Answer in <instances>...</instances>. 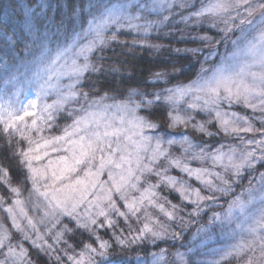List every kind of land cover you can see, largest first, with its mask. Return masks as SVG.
Here are the masks:
<instances>
[{
	"label": "rangeland",
	"instance_id": "1",
	"mask_svg": "<svg viewBox=\"0 0 264 264\" xmlns=\"http://www.w3.org/2000/svg\"><path fill=\"white\" fill-rule=\"evenodd\" d=\"M178 1L180 0H172L173 4H176ZM46 2L44 0H37V3L32 6L27 4L25 0H14V6H16L14 10L18 16L16 19L18 24L23 27L22 31L25 32L27 37L26 40L22 37V39L18 41V46L16 47L17 52L13 51L11 48L9 54H2L3 58L0 63V119L2 120L7 119L8 112L22 109L25 105H28L29 101L36 100L38 89L41 88V85L44 86L45 81L46 83L52 81L60 83L64 79L66 80L62 82V86L58 90L45 89L48 94L43 95L41 98L47 99L48 102L45 103L43 101L40 105H37V108L29 109V111L35 112L37 116L44 115L40 112V107L42 105L53 104L59 92L70 90L69 86L73 83L76 84L78 93H87L85 91L80 92V86L82 85L85 74L95 71L93 70L95 50L105 47L106 44L113 39L112 37L116 34L119 35L117 31L127 30L133 36V40H131L132 46L143 47L145 44L141 40L147 39L152 32L158 31L162 28L164 23L166 24V21L160 24L152 23L153 21H160L164 16H168V20L170 17V20L174 19L173 8L171 10L165 8L163 11L159 9L148 11L137 7L140 4H152L153 0H95L91 2V7L90 5L87 6L88 12L86 15L88 17L84 25H82V17L80 16L77 19L76 32L74 34L72 33L69 36L63 35V41L60 40L61 37L54 40L56 37L53 39L48 32L44 34L43 28L36 24L37 21L35 22V19L38 18L39 15L43 23ZM216 2L217 0H198L197 3H199V5L196 7L194 6L192 11L186 16L201 18L211 15V13L205 12L201 16H195L193 13L207 9ZM229 2L234 3V0H229ZM235 9L236 12L233 13V15H231V9L228 11L229 16L233 17L231 20L229 19L230 17L228 18L229 20H226L225 41H223L221 46H215L209 53H206L201 60V76L194 78L191 82L179 84L178 86H165L164 89L157 92L160 96L159 100H163L164 104L167 106L163 124L160 126L148 118L139 117L146 122H151L156 125L153 129L144 128L142 132L144 137L152 138L150 144H148V150L146 152H141V155L145 157L144 163L149 164L152 171L144 172L143 174L137 171L136 175L141 176V179L136 182L137 186L135 188L129 187L127 191L122 194L115 193L117 197H115V200H112L115 201L116 208L119 209V212L124 213V215H118L116 211L108 208V201L106 198L101 200L104 204V209H101L99 206L95 207V205L92 204V206L88 208L89 213L84 215L85 210H87L85 202L94 199L101 203L98 196L101 193L108 194V189L110 188L109 184H106L105 187L99 191H97V186L93 188L90 185L87 187L86 192H83V189H81L80 192L76 191L73 194L74 198L70 202L61 203L63 204V210H61V206H57V201L63 200L54 199L55 202L52 206L59 209L56 212H59L57 215L60 216L61 219H66L69 226L76 227L79 230L84 227H79L78 223L83 224L86 221L85 223L88 224L87 230L91 233V236L88 235V239L83 241L82 245L76 243L69 245L67 236L71 231V229L69 230V226H63L61 228V226L57 224V230L51 231L50 233L49 231L51 229L48 228L49 231L47 233L49 234L50 241L48 244H45L43 250L47 255L50 254L49 256L53 258L55 264H111V261L93 255L89 249L94 248L100 251V243L107 242L110 245L108 255L113 257V249L115 247L119 246L120 250H125V247L130 248L133 246L132 244H135L132 243L133 238H144L145 234L148 233L145 232L144 235H141L145 225L152 228V224L155 220H158L156 224L159 226L160 233H157L152 239L156 237L159 239L162 237V234L165 233L169 234L170 231L167 228H165V230L163 228L164 224L168 222L167 220L169 219L170 223L177 224L175 230L176 235H174V237L169 235V243L161 242V250L152 251L142 259L136 256L133 264H245V261H247L249 257H252L254 260L259 259L260 252L259 248H257L255 253L245 250L237 254L234 251L233 255L221 262L223 260L222 256L226 252L233 251L238 245L254 239L255 243L253 247H256L260 243L259 239L256 238L264 236V228H260L256 224V221L260 217L261 210L264 209V200H262L264 191H261L262 184H264V181L261 179V174L264 173V160H258L254 167L242 170V175L246 176L245 182L242 179L244 184L224 192L215 191L214 188L224 189L221 185L226 186L223 181L220 182L219 179L228 176L227 174L229 171L226 172L222 167V163L226 164L227 159L223 162L219 160L214 162L212 156L217 153H228L230 149L226 148V145L230 144L229 139L232 137L241 139L245 142L264 139V111H261L259 106L255 109L247 107L243 101L238 104L242 106L244 111H249L248 113L251 114L240 115L235 113L231 110V107L230 109L228 107V105L232 103L226 100L219 101L218 108L216 105L209 104L207 107L204 105V101L209 95V87L214 86L217 80H224L225 78L232 77V74L238 70L241 63L250 62L252 59L251 55L245 53L246 40L242 33V29L247 28V25H241L240 23L241 20L248 18L247 13L242 7ZM17 11H20V13L18 14ZM11 12V14H13V11ZM109 13H111V15H109ZM136 16H140V19H132V17ZM94 17L95 20H93ZM104 17H108V19L105 20ZM255 19L259 20V17L256 16ZM29 21H31L33 25L31 32L28 29ZM94 26H99L100 31H102L105 38L103 44L98 42L93 43L95 40V32L92 31ZM106 35L111 36L108 37ZM254 35L255 33H251L248 39H251ZM2 41L6 43L5 39ZM2 41L0 40V48H2L5 53V46ZM90 46L92 47L91 51L88 50ZM64 48H69V51L66 53V57L59 62L60 65L75 58L78 65L82 66L87 63L89 68L83 71V74L78 79H69L67 76L61 75V69L56 67L53 73L54 78L49 80V73L45 71V57L50 53L54 55L57 50L62 51ZM159 75L160 76L156 75L153 79L155 84L165 82L162 74L159 73ZM169 89L176 93L171 101L166 99V97L170 95L167 91ZM181 92L184 94L180 95ZM221 92H223V89H221ZM87 96L88 99L84 100L83 97L78 94L75 99L69 100V102L64 105V111L54 112L52 120L45 123L39 120L37 121L42 131H25V135L30 136L33 140H37L42 144L44 140H50L48 135L51 133V130L55 128L57 124L56 120L59 115L65 113L66 116H71L74 120L83 117L85 111H99L109 119L123 116L125 120L123 127L128 129L129 135L140 131V129L129 125L127 121L132 119V116H129L130 114L136 116L138 110L144 109L138 104H149V100L147 98L144 100L142 94L137 92L131 95L130 98H126L127 101L132 104V108L124 106L121 107V110H117L116 107L120 105L119 102L117 103L109 97H95L88 93ZM77 102L80 104V108H73L72 105ZM251 102L257 103L255 100ZM189 104L194 105V107L190 108ZM233 104L236 105L237 103ZM217 110L220 111L224 118L231 119L233 118V114L236 118L243 117L256 131L226 133L219 121L215 118ZM70 112L71 115H69ZM169 113H171L172 116H181L187 120V123H177L175 127L170 128L169 124L172 121L169 118ZM196 115H201L202 120L195 119ZM188 117H191V119H188ZM32 119L33 117H25V123L29 127H31ZM201 124L205 126L204 132L198 131L196 127ZM0 126L3 129L5 127L4 123H0ZM240 126L246 127L243 121H240ZM9 131L11 135L6 133L9 137L11 136L12 139L16 138L22 140L19 133L11 129ZM64 131L65 128H61L62 136L64 135ZM192 134H199L205 137L215 134L217 137L222 135L230 138L222 139L221 144L218 146L206 148L196 145ZM133 138H135V140L140 139L139 136H134ZM157 138H162L161 149L167 153V156H161L156 159L155 163H150L147 157L153 155V149L155 148ZM74 139H76L75 136ZM169 139L175 141V143H166ZM22 141H24L25 145H23L21 149H27L29 147L27 141ZM65 144L68 145V143ZM32 147H35V145H32ZM68 148L69 145L66 148V145L62 142H57L56 144L40 149V155L43 158L39 161L34 160L32 166L43 173L45 177L36 185V182L31 181L32 179L30 177L32 174L27 168L22 166L27 176V189H31L32 186L30 184L34 182V189L38 190L39 188L40 191L43 192H49L51 190L54 192L57 191L59 186L53 181V173L57 171L59 164L63 163L61 161L63 157L61 154L65 153ZM232 149L237 150V155H239L238 150L240 149H256L257 156L260 155V149L257 148L256 143H248L242 146V148L239 147L238 149L234 147ZM18 151H20V148ZM45 151L47 152L46 156L43 155ZM194 156L197 158L194 159ZM98 160L99 154L97 161L94 163H98ZM170 160H179L180 166L170 164ZM162 162L165 164L162 165ZM159 163H161V167ZM50 164L51 166L48 168ZM78 167L81 170L78 174H74V176H78V178L82 179L84 177V171L82 170L84 166ZM124 167L127 168L128 165H124ZM132 167L135 169V163L132 164ZM185 169L191 170L192 174L189 175V172ZM90 170L93 172L96 171L95 167H92ZM103 172H105V170L96 178V184L97 181L101 179ZM217 173L220 178L214 175ZM107 174L108 172L106 175ZM56 175L58 174L56 173ZM0 186H2V190H0V206L2 205L3 207V205H6L4 201L7 199L11 200L14 205H16L14 203L15 201L21 200L20 194L22 193L23 186L20 185L16 187L19 188V192L13 193L10 190L13 187L10 186L8 176L6 181L0 179ZM165 186L175 192V199L165 200L162 198L161 189ZM145 189H148V191H145ZM40 191L39 193H41ZM197 192L199 196H197ZM122 195L126 197V199L122 198ZM30 199L31 197L28 199V204L31 202ZM133 200L138 201L135 205L136 208L141 209L143 213L148 212L144 217L137 215V212H135L138 217V219L135 220V226H140L138 232L132 233L130 230L126 229L127 231L121 233L112 230L120 217H124L125 220H127L129 217L135 215L125 207L126 202L131 203ZM21 204L23 203H19V205ZM65 204H67V206H65ZM73 204H75V208H73ZM27 210L30 213H34L31 212L30 209ZM101 210H104L107 215H99ZM195 210H200V213L195 220H191L190 217L195 216ZM68 211L71 212V215L66 214ZM80 211L83 214L82 216H80ZM177 213L180 214V217ZM83 216L85 220H80V218L83 219ZM91 220H95L96 223L91 224ZM10 227V231L16 232L20 238L24 240L29 238L27 233L21 234L20 231L15 230V227L14 229L12 228L13 226ZM97 228H108V230H111L109 231L111 234L99 237V235L96 234ZM252 228L256 229L255 233L250 231ZM33 229L34 235L37 237L40 236L38 231L40 228H32V230ZM118 238L119 240L125 241V245H120L118 243ZM8 242L12 244V241L8 240ZM151 244L152 242H150V245ZM155 245L156 243L154 246ZM211 259H214L213 262H211ZM24 264L35 263L31 259H25Z\"/></svg>",
	"mask_w": 264,
	"mask_h": 264
},
{
	"label": "trees",
	"instance_id": "2",
	"mask_svg": "<svg viewBox=\"0 0 264 264\" xmlns=\"http://www.w3.org/2000/svg\"><path fill=\"white\" fill-rule=\"evenodd\" d=\"M25 1L27 4L32 6L37 3V0ZM44 1H47L45 5L46 11L44 21L42 23L39 18L40 16L37 13L39 19L36 18L35 22H39L36 24L43 28L42 30H44V34L48 32L53 39L56 37L54 40L61 37L62 39L60 38V40L63 41V35L69 36L76 32L78 17L81 16L82 25L85 24L88 17L86 15L88 12L87 6L95 0ZM179 2L180 1L174 4L172 9L174 19L170 20V17L169 20L166 21V24L164 23L162 28L158 31L152 32L147 39L141 40L144 42L145 47L132 46L131 40H133V36L130 32L125 30L117 31V33L119 32V35L116 34L114 36L115 38L111 39L105 47L96 49L93 62L95 71L85 74L82 85L80 86V92L85 91L95 97H109L115 102H119L121 107L128 106L130 108H132V104L128 102L126 98H130L131 95L138 92L139 94H142V97L144 96V100L147 98L152 103L148 105L138 104L144 109L138 110L136 116L148 118L161 126L164 122L167 106L164 104L163 100L156 99V96L159 95L157 92L164 89L165 86H178L179 84L191 82L194 78L201 76V60L204 58L206 53H209L213 48H215V46H221L223 41H225L226 20L230 17L228 12L216 15L211 14L201 18L193 16L187 17L186 15L192 11V8L199 5V3H197L198 0H186L188 5L187 7H180ZM14 5V0H0V40L2 41L5 39L6 41V43L2 41L6 52L4 53L2 48H0V63L3 58L2 54H9L11 48L13 51H16L18 41L22 39V37L26 40L27 37L25 32L22 31L23 27L18 24L16 19L18 16L14 10L16 6ZM33 9L35 10L34 7ZM11 11H13V14H11ZM230 12L231 15H233V13L236 12V9H231ZM17 13L19 14L20 11H17ZM232 17L233 16L229 19L231 20ZM106 36L109 37L111 35ZM159 73L162 74L165 82L155 84L153 79ZM63 81L65 82L66 80L64 79ZM63 81L60 83L55 81L46 83L45 81L44 89L58 90L61 88ZM39 90L40 88L38 91ZM43 101L45 103L48 102L47 99L41 98L37 101V105H40ZM72 106L73 108H80V104L78 102ZM228 107L229 109L231 107V110L240 115L251 114L248 113L249 111H244L242 106L238 103L236 105L232 103L228 105ZM129 116L132 115L130 114ZM195 119L202 120V116L196 115ZM56 121L57 124L53 129L54 131L51 130V133L48 135L50 140L54 137L62 136L61 128H66L68 125H71L73 119L71 116H66L64 113L59 115ZM133 137L134 136H132V138ZM192 137L195 140L196 145L206 148L218 146L221 144L222 139L230 138L222 135L217 137L215 134H211V136L208 137L199 134H192ZM72 139H74V137H72ZM133 140H135V138H133ZM229 140L230 144H227L226 148H229L230 150L234 147L238 149L239 147L242 148V146L248 144L249 142H245L235 137H232ZM59 142L66 145V148L69 145L68 150L61 154V156L70 158L72 155L70 149H72L73 146L68 143V138L65 137L64 140ZM56 143L57 142H53L52 144ZM65 143H68V145ZM23 145H25L24 141L16 138L12 139L11 136L9 137L0 126V172L4 170L7 171L10 186H23L22 193L20 194L21 200L19 199L20 203L23 204L14 205L11 200L5 199L6 201L4 202L6 205H3V207L2 205L0 206V239L4 240L3 246H0V264H24L25 259H31L35 264H55L53 258L49 256L50 254L47 255L43 250L45 244H48L50 241L49 234L47 233L49 231L48 228L51 229L49 231L50 233L51 231L57 230V224L61 226V228L63 226L68 227L69 225L66 219H61V217L57 215L59 212L56 211L59 209L53 207L52 204L55 202L54 199L64 200V196L69 192V188L67 187L68 185H71L79 192L84 188V186L76 185L75 181L78 176H74V174H72L70 179L54 181L56 182V185L59 186L55 192L53 190L43 192L38 188L41 192L39 193L37 189L33 188L34 182L30 184L32 188L27 189V176L25 174V170L19 162L20 160L18 155L13 154L14 152L17 153L19 148L21 150ZM256 162H258V160ZM163 164L165 163L162 162V165ZM162 165L159 163L160 167ZM50 166L51 164L48 165V168H50ZM63 167V163H60L57 167V171L54 173L60 175ZM105 172L107 173L108 170L105 169ZM105 172H103L101 179L97 181V191L103 189L106 184L111 186L109 173L106 175ZM227 175L228 176L219 179L220 182L225 180L228 181L226 186L221 185L223 188H227V191L235 189V187L244 184L246 181L245 175L233 177L232 171H229ZM44 177V175L43 177H38L35 181V185L40 183ZM0 190H2V186H0ZM161 192L162 198L165 200L176 198V195H174L175 192L167 186L162 187ZM115 193V191H112L111 193V197L114 200L115 197H117ZM101 194L98 196L101 203L95 201L94 199L85 202L87 210H85L84 215L89 213L88 208L89 206L91 207L92 204L95 205V207L99 206L101 209H104V204L101 200H104L108 194ZM30 197L31 202L28 204V199ZM60 206L61 210H63V204ZM65 206H67V204H65ZM8 208H11L12 211H7L6 209ZM21 209H23V212H21ZM27 209H30L31 212L34 213H30ZM199 211L200 210H195L194 215L196 217L192 216L190 219L195 220L200 213ZM147 213H143L141 209L137 211V215L143 217L146 216ZM82 215L83 214L81 212L80 216ZM137 215L135 214L127 220H125L124 217H120L116 221V224L114 225L115 227H113L112 230L124 233L123 231H127L126 229H128L132 233H137L140 227L135 226V220L138 219ZM177 215L180 217V214L177 213ZM14 220L15 223L19 225V228L15 227V230L20 231L21 234L27 233L29 238L24 240L20 238L16 232L10 231V226H13ZM29 220L32 222L31 225L29 224ZM80 220H85L84 216L83 219L80 218ZM157 221L158 220H155L152 224L151 234L148 232L145 234L144 238L142 237L141 239L133 238L136 242L135 244H132V247H125V250H120L119 246H117L113 249V257L117 259L118 264H133L136 256L141 259L145 258L148 253L161 250V242L169 243L168 238L176 235L175 230L177 224L172 222L170 223V219L167 220L168 222L164 224L163 228L164 230L167 228L172 234L165 233L162 234V237L159 239L157 237L152 239L154 237L152 233H160L159 226L156 224ZM85 222L83 224H85ZM72 227L73 226H69V230L71 229V231L67 234L69 245L72 243L82 245L83 241H86L88 237L91 236V233L88 232L87 228H81L79 230L76 227H73L72 229ZM12 228L14 229V226ZM32 228H40L41 231L37 229L40 236H35L34 229L32 230ZM109 231L111 230H108V228H97L96 234H98L99 237H104L105 235L111 234ZM5 237L12 241V244L8 242L7 239H4ZM150 242H152L153 245H150ZM155 243L156 245L154 246ZM10 248L13 249L12 252L9 251ZM213 260L214 259H211V262H213ZM223 261H225V259L221 262Z\"/></svg>",
	"mask_w": 264,
	"mask_h": 264
},
{
	"label": "snow or ice",
	"instance_id": "3",
	"mask_svg": "<svg viewBox=\"0 0 264 264\" xmlns=\"http://www.w3.org/2000/svg\"><path fill=\"white\" fill-rule=\"evenodd\" d=\"M173 6L174 4L172 0H153L152 4H140L137 7L148 11H155L157 9L163 11L165 8L171 10ZM179 6L187 7L188 5L186 0H180ZM241 7L244 8L248 17L247 19L241 20L240 22L241 25H247V28L242 29L244 39L246 40L245 53L247 55H251L252 59L250 62L241 63L238 67V70L232 74V77L225 78L224 80H217L214 86L209 87V95L205 99L204 105L205 107H207L209 104L216 105L218 108L219 101L226 100L229 103H239L243 101L247 107L255 109L259 106L260 110L264 111V0H234V3L229 2V0H217V2L211 5L209 8L202 11H197L193 13V15L201 16L205 12L216 15L218 13L228 12L230 9L234 10L235 8ZM109 15H111V13H109ZM256 16L259 17V20L255 19ZM104 19L107 20L108 17H104ZM132 19H140V16L132 17ZM93 20H95V17ZM167 20L168 16H164L162 20L153 21L152 23L160 24ZM37 23L39 22L37 21ZM32 27V22L29 21L28 29L30 32L32 31ZM92 31L95 32V40L93 43L98 42L103 44L105 38L102 31H100L99 26H94ZM251 33H255V35L252 36L251 39H248V36L251 35ZM112 38L114 39L115 37ZM88 50L91 51L92 47L90 46ZM68 51L69 48H64L62 51L57 50L54 55L50 53L47 57H45V71L49 73V80L54 78L53 73L55 72L56 67L61 69V75H65L69 79H78L83 74V71L88 70L89 65L87 63L83 64L82 66L78 65L75 58H73L71 61L65 62L63 65H60L59 62L61 59L66 57V53ZM93 70H95L94 66ZM157 76H159V74H157ZM69 88L70 90L59 92L58 97L53 104H46L40 107V112L44 115L37 116L35 112L29 111L30 108H37V101L40 100L43 95L48 94L44 89V86L41 85L40 90L37 92L36 100L29 101L28 105H25L22 109L8 112L6 120L0 119V123H4L5 125L3 129L4 132L11 135L9 131L11 129L14 132L19 133L21 139L26 140L29 145L27 149H21L18 153L14 152L13 154L20 157V164L27 168V170L32 174L30 178L35 182L38 177H43L44 175L38 169L32 166V162L34 160L39 161L43 158L40 155V149L51 145L53 142L64 140L65 137H67L68 143L73 146L72 149H70L72 155L70 158H61V161L64 165L63 170L60 175L53 173V181L70 179L72 174H78V172L81 170L78 166H84L82 169L84 171V177L82 179H76L75 184L83 185V192H86L89 185L93 188L97 186L96 178L102 171L107 169L109 173V181H111V186L108 189V195L106 197L108 201L107 206L108 208L116 211L118 215H124V213L119 212V209L116 208L115 201H113L111 197V192L114 190L116 193L122 194L126 192L129 187L135 188L137 186L136 182L141 179V176L136 175V172L139 171L141 174H143L144 172L152 171V168L149 166V164L144 163L145 157L141 155L142 151L146 152L148 150V144H150L152 138L144 137L142 132L144 128L153 129L156 127V125L151 122H146L142 118L136 117L133 114L132 119L127 121V123L132 127L140 129V131L129 135L128 129L123 127L125 124L123 116L109 119L99 111H85V115L83 117L74 119L72 124L65 128L63 136L54 137L52 140H44L41 144L37 140H33L30 136L25 135V131H42V128L38 125L37 121L39 120L42 123H45L52 120L53 113L64 111V105L68 103L69 100L75 99L78 94L81 95L84 100L88 99L87 93L77 92L75 83L71 84ZM221 89H223V92H221ZM167 91L170 93V95L166 97V99L171 101L176 93H174L171 89ZM183 94L184 93L182 92L180 93V95ZM156 99L159 100L160 96L157 95ZM253 100L257 101V103H252L251 101ZM148 103L151 104L152 102L149 101ZM116 107L117 110H121L120 105H117ZM189 107H194V105L189 104ZM69 115H71V112ZM25 117H33L31 120V127L25 123ZM169 118L172 121L169 124L170 128L175 127L177 123H187V120L179 115L172 116L171 113H169ZM215 118L219 121L226 133L256 131L246 119L243 117L236 118L234 114L233 118L228 119L224 118L220 111L217 110L215 113ZM188 119H191V117H188ZM240 121H243V124L246 125V127H241ZM196 127L198 131H205V126L203 124ZM74 136L76 139H72ZM132 136H139L140 139L133 140ZM161 140L162 138L156 139L153 155L147 157L150 163H155L156 159L161 156H167V153L161 149ZM166 143L173 144L175 141L169 139L166 141ZM248 143H256L257 148L260 149L259 156H257L256 149H240L239 155H237L236 149H231L228 153H217L216 155H213L212 160L214 162L218 160L223 162L225 159H227V163H222V167L226 172L232 171L233 177H238L242 175L243 169L254 167L257 160H264V139L260 141H249ZM32 145H35V147H32ZM98 154V163H94L97 161ZM43 155L46 156L47 152L45 151ZM193 158L195 159L197 157L194 156ZM133 163L136 165L135 169L132 167ZM169 163L174 166H180L179 160H170ZM124 165H128V167L125 168ZM92 167H95V172L90 170ZM185 170L189 172V175L192 174L191 170ZM214 175H216L217 178H220L218 173ZM0 179L5 181L7 180L6 170L0 172ZM261 179L264 181V173L261 174ZM223 183L227 185L228 181L225 180ZM67 187L69 188V192L64 196L63 201H57L58 207L61 205V203L70 202L74 198L73 194L77 191V189L73 188L71 185H68ZM10 190L13 193L19 192V188L16 187L11 188ZM214 190L227 191V188H214ZM145 191H148V189H145ZM261 191H264V184H262ZM197 196H199L198 192ZM122 198L126 199V197L123 195ZM262 200H264V197H262ZM14 203L18 205L20 201H15ZM137 203L138 201L136 200H133L131 203L126 202L125 207H127L130 212L135 214V212L139 211V209L135 207ZM73 208H75V204H73ZM6 210L9 212L12 211L11 208ZM21 212H23V209H21ZM66 214L71 215V212L68 211ZM99 215L106 216L107 213L104 210H101ZM31 223L32 222L29 220L30 225ZM90 223L95 224L96 221L91 220ZM256 224L260 228H264V209L261 210L260 217L256 221ZM13 226L19 228V225L15 223V220L13 222ZM78 226L87 228L88 224L78 223ZM250 231L255 233L256 229L252 228ZM145 232H152V229L149 228L148 225H145L141 235H144ZM152 234L154 236L157 235V233ZM4 239H7V237ZM256 239H259L260 241L256 247H253L255 239L242 243L238 245L235 250L226 252L222 256V259H226L228 256L233 255L234 251L237 254L244 252L245 250L255 253L257 248H259V259L254 260L252 257H249V259L245 261V264H264V236L257 237ZM118 243L120 245H125V241L119 240V238ZM132 243H135V240H133ZM3 244L4 240L0 239V246H3ZM99 247L100 251H97V249L94 248H90L89 251L95 256H99L102 259L111 261V264H118V261L114 257L108 255V249L110 248V245L107 242H101ZM9 251L12 252L13 249L10 248Z\"/></svg>",
	"mask_w": 264,
	"mask_h": 264
},
{
	"label": "bare ground",
	"instance_id": "4",
	"mask_svg": "<svg viewBox=\"0 0 264 264\" xmlns=\"http://www.w3.org/2000/svg\"><path fill=\"white\" fill-rule=\"evenodd\" d=\"M19 26H20V24H19ZM40 46H41V44H40Z\"/></svg>",
	"mask_w": 264,
	"mask_h": 264
}]
</instances>
